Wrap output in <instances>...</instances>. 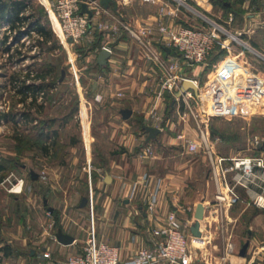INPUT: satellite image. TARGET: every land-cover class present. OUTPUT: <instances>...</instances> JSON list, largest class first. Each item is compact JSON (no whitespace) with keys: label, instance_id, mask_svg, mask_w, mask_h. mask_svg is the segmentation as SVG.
I'll return each instance as SVG.
<instances>
[{"label":"rangeland","instance_id":"rangeland-1","mask_svg":"<svg viewBox=\"0 0 264 264\" xmlns=\"http://www.w3.org/2000/svg\"><path fill=\"white\" fill-rule=\"evenodd\" d=\"M169 1L172 2V0H154V2L113 0L109 3L110 13L108 16L107 14L101 15L100 20L102 22L107 20L115 29H123L125 25H129V28L134 30V23L139 22L140 26H146L144 21L147 17L157 14L160 5H165ZM226 1L232 6L228 9L223 8V15L219 22L218 19L204 14L190 0L185 2L197 12L187 6L179 5L181 11L195 18L196 26H208L209 21L202 16L203 14L217 21L242 43L224 35L231 44L230 52L217 50L199 64L203 71L197 77L198 82L201 86H205L203 91L201 90L202 93L188 98L187 103L175 100L174 93L168 91L161 93L165 100L162 113L158 114L159 117L156 120L152 118L155 116L152 112L147 115L148 118L142 119V116L137 114L144 115L139 112L140 106L138 105L127 118H124L117 109L113 111L104 109L103 105L106 102L103 94L96 90L93 91L91 84L101 79L99 68L96 66L98 50L94 49L98 47L97 45L94 48L92 45L90 47L96 38V33L86 32L76 42L64 40L53 30L45 6L39 0H28L24 15H31V17L23 22V26L27 29H34L31 25L28 26V23L38 18L50 32V40L39 44L42 39L37 38L36 32L32 30L31 34L24 37L22 43L18 42L16 46H12L13 48L9 51L13 53L11 58L6 54V46L0 40V113L11 114L12 111L14 115L10 118L11 121H6V119L0 121V164L5 165V170L2 172L4 176L0 181V226L9 231L6 237L14 244L11 246L12 254H16L14 256H17L16 251L20 246L19 235L21 236L23 232V222L20 217L25 206L28 205L29 208L27 218L33 221L39 220L35 222L38 223L36 225L38 228L35 226L34 231L40 230L44 235H51L58 225L56 215L46 214L48 210L42 205V193L40 192L43 191V194L47 195H45L46 198L50 197L51 206H56L59 199H66L68 203L71 202L75 206L82 197L86 196L89 180H87V172L82 168L84 166L82 161L87 152L83 130L86 108L89 146L94 155L99 152L114 154L124 151L123 147L116 144L115 139L123 136L126 140L131 135V138H134L138 133L145 131L144 127L148 125L146 123H153L152 121H155L159 128H162L164 122L171 123L172 130L165 128L164 134L166 135L170 134L169 132L177 133L184 126L187 127L186 132L197 130L199 133V130L203 129L209 133L215 150L222 155L264 154V1ZM245 1H247L246 4H244ZM173 3L177 4L176 1ZM252 6L254 7L251 8ZM256 6H260L258 10ZM231 9L238 10L240 13L249 11L256 14L245 32L232 31L242 26L244 18L240 16L235 18L230 26L222 22L226 20V12ZM54 26L57 30L56 21H54ZM124 30L134 42H137L128 30ZM248 46L254 50L247 48ZM156 50L159 51L161 57L166 55L162 49L157 48ZM18 52L22 55L20 56ZM172 54L181 60L177 53ZM217 60H221L219 66ZM213 63L214 66H212ZM227 63L232 70L227 76L225 75L226 79H222L220 71L227 70ZM251 64L259 68L260 72L255 71ZM49 66L53 67V70L51 74L46 75L44 82L50 83L51 86L45 87L41 91L43 93L41 98H38L32 105L30 99L21 102L16 91L8 89V80L12 73L29 70L41 72ZM219 67L220 71H218ZM194 68L195 66L182 69L181 72L185 76H194ZM156 70L161 75L162 70L159 68ZM258 81L259 84H257ZM214 88L217 89L216 93L212 91ZM129 92L130 88L127 85H120L114 95L119 98L117 101H121V104L125 106L126 99L122 95ZM96 94L102 95L100 101L95 100ZM26 114L28 119L21 120V116L25 118ZM203 117L205 121L201 122ZM35 120L36 124L33 122ZM132 122H138V127ZM123 123H126L125 129L122 127ZM211 129L216 132L214 136L210 133ZM218 132L223 135L220 136ZM254 137H257V140ZM44 146L47 148L44 149ZM164 149L165 152L171 154H176L178 150L175 147L169 149L164 147ZM71 156H76L78 162L71 164L69 160ZM193 160H195V170L192 179H197L194 181V186L202 189L206 187V179L209 181V169L198 157H194ZM30 171L40 175L37 187L32 186L33 192H35L34 188H38V193L32 192L31 204L29 197L26 198L23 192H11L10 183L4 181L9 175L22 179L23 183L31 181ZM41 171L46 172L44 174ZM201 185L204 186L201 188ZM208 188L211 189V184ZM246 202L230 208L232 214L243 209L245 211L233 227L232 240L236 244L234 254L237 256L241 246L245 242L249 243L244 255L241 256L243 258H237V263L234 264H264V209L247 205ZM25 247L28 249L27 246ZM12 263L15 264V261Z\"/></svg>","mask_w":264,"mask_h":264},{"label":"crops","instance_id":"crops-1","mask_svg":"<svg viewBox=\"0 0 264 264\" xmlns=\"http://www.w3.org/2000/svg\"><path fill=\"white\" fill-rule=\"evenodd\" d=\"M173 2L172 0V2L169 1L162 5L168 11V14L159 15L157 9V14L148 16L144 21L151 31L143 39L148 43L149 48L153 50L160 47V34L157 31L159 25L170 28L197 25L194 17L188 16ZM246 3L247 1L244 4ZM198 7L204 14L210 15L216 20L218 19V22L223 15V8L213 5L210 0H203ZM259 7L256 6V9L258 10ZM108 8L109 5L106 7L107 16L110 13ZM253 13L249 11L240 13L238 10L231 9L226 12V20L222 22L230 26L234 19L240 16L244 18L242 26L239 29L237 27L232 28V31L245 32L248 25L251 24L250 21L255 19L256 14ZM91 24V32L96 33V38L90 44V47L92 45V48H94L97 45L98 48H94L98 50L96 55H98L103 45H108L112 51L105 65L99 67L101 79L91 83L93 91L96 90L103 94L106 102L103 105L104 109L107 111L117 109L120 112L122 109L130 108L129 110L133 113L135 111L134 107L138 105L140 106L139 112L144 115L137 114L142 116V119L148 118L147 115L152 112L156 115L152 118L157 120L158 114L162 113L165 100L161 93H165V91L163 92L160 88L161 75L153 65L149 53L146 51L147 49L138 42H134L125 33V28L115 29L107 20L102 22L100 17L92 19ZM140 25L139 22L133 24L135 32H140L142 27H145ZM125 26L130 29L129 25ZM171 54L169 51V55ZM218 61L217 65L219 66L221 60ZM228 63L227 70L230 72L232 69ZM212 66H214V63ZM251 67L260 72L259 68H256L253 64H251ZM190 68L183 67V69ZM194 69L195 75L187 77L197 81V93H202L201 90L203 91L205 86L199 84L197 77L202 74L203 68L199 65L195 66ZM218 71H220V67ZM257 84H259V81ZM120 85H127L130 88L129 93L122 95L126 99L127 104L125 106L121 104V101H117L119 98L114 95ZM216 90L214 88L212 91L216 93ZM189 91L194 93L192 90ZM84 115L83 130L87 152H85V158L82 161L84 164L82 168L87 172L86 176L89 180L86 196L82 197L75 206L70 201L68 203L66 199H59L56 206H51L49 204L50 197L46 198L47 195L45 194V196L43 191H39L42 193L43 207H46L52 215H56L59 226L56 225L51 235H44L40 230L38 232L34 231L35 226L38 224L35 222H39V220L33 221V219L27 218L29 217V208L28 205L25 206L20 217L23 222V232L21 236L19 235L20 246L16 251L17 256L12 254L11 246H14L13 242L6 237L9 235V231L2 229L0 226V264H13L14 261L15 264H66L69 255L81 251L85 239L90 233L93 234L95 241L117 247L120 264H123L137 250L150 247L151 230L161 226L170 211H174L181 219L183 231L189 243L191 264L237 263V258H241L239 252L237 256L234 252L230 253L228 257L227 254L225 255V232L221 230L219 220L214 219L215 215L210 216L208 214L207 208L211 206L214 192L212 182L206 179V187L201 185L202 189L194 186V181H197V179H192L195 170V160L193 159L198 157L207 166L206 157L201 152H188L177 138V134L183 132L190 139L195 140L198 138L197 130L186 132L187 127L184 126L179 132L173 134L169 132L170 134L166 135L164 134L165 128L172 130L171 123L164 122L162 128H159L155 121L150 124L144 122V124L159 129L156 137L149 138L146 130L141 134L138 133L134 138H131L132 135L128 136L126 140L121 136L115 139V142L123 147L124 151L114 154L99 152L94 155L89 146L87 108ZM201 120H203L201 122H204L205 118L203 117ZM33 122L36 124V120ZM132 123L136 125L138 122ZM29 124L32 123L29 122ZM123 124L122 127L125 129L126 123ZM157 146L159 148H156ZM146 147L150 148L151 153L143 155ZM164 147L168 149L175 147L178 150L176 154H171L165 152ZM69 160L71 164L78 162L76 156H71ZM41 172L45 174L46 171ZM31 173L36 175L35 179ZM29 175L31 181L23 183L20 193L23 192L26 198L29 197L31 204L30 197H33V193L38 191V188H34L35 192H33L32 186L37 187L40 175L34 171H30ZM105 176L109 177V182L105 181ZM209 184H211V189L208 188ZM240 192L243 197H246L243 191ZM149 205H151V208L148 207ZM198 205L203 208V218L199 220L198 229L199 235L204 239L202 243L192 241L193 235L190 231L191 225L196 221L194 214ZM247 205L251 204L247 203ZM243 212H245L244 209L236 214H232L230 209L226 211L225 214L230 222L228 228L231 229L232 233L235 222L243 216ZM58 230L72 236V243L61 244L58 242L56 239ZM45 252L49 254L47 257L43 256ZM226 257L227 259H225Z\"/></svg>","mask_w":264,"mask_h":264},{"label":"built area","instance_id":"built-area-1","mask_svg":"<svg viewBox=\"0 0 264 264\" xmlns=\"http://www.w3.org/2000/svg\"><path fill=\"white\" fill-rule=\"evenodd\" d=\"M145 2H154V0H143ZM177 5L187 6L196 11L191 5L187 4L186 0H173ZM195 5L199 6L200 1L203 0H190ZM45 8L50 17L53 30L64 40L76 42L79 37L86 32L91 31L92 19L107 14V10L100 3V0H39ZM84 4L86 10L90 11V15L81 11V5ZM197 12V11H196ZM158 14H168V11L160 5ZM208 22V26H179L170 28L165 25L158 26V33L160 34V47H169L170 52L177 53L178 56L166 54L160 56L159 51L149 48V45L144 41V37L150 33V27H142L140 32H135L128 27L124 26L126 30L137 40V42L144 46L149 52V57L156 68L162 70L161 73V90L174 93L179 90V87L184 79H190L197 85V81L185 76L181 71L184 66L193 67L201 64L211 53L219 50H231V44L226 40L224 35H228L231 39L239 40L231 32L226 30L221 24L215 20H211L204 16ZM54 21L60 27V33L55 29ZM27 28L23 24L18 28L12 26L10 22L3 21L0 23V40L3 41L5 37V45L16 46L18 42L22 43L24 37L32 33L23 32L18 39H14L17 31H25ZM37 38L41 36L36 32ZM145 35V36H144ZM246 47V46H245ZM247 48L253 49L248 46ZM102 49L112 52L108 45H103ZM254 50V49H253ZM164 51V50H163ZM165 53V51H164ZM7 54V53H6ZM8 55V54H7ZM27 71H21L20 80L24 79L26 84L32 82L30 78L24 77ZM33 72V71H31ZM228 70L221 72L225 78ZM39 81V80H38ZM36 80L35 83H38ZM18 80H8V89L16 91ZM120 93V92H119ZM42 92L37 96L41 98ZM195 95L191 91L184 92L180 97L175 96V100H182L187 103L188 98H193ZM101 94L95 95V100L100 101ZM26 99H30L27 96ZM2 109V108H1ZM79 116L82 120L81 112ZM156 116V115H155ZM153 116V117H155ZM24 119V120H23ZM21 120L27 119L21 116ZM180 143L186 147L190 153L202 152L207 160L209 169V180L214 186L212 195L211 206H209L208 214L215 215L214 219L219 220V225L222 231L225 232L224 236V252L226 254L233 253L235 250V243L232 240V232L229 229V219L226 216V211L238 203L247 201L255 207L263 208L260 204V199L264 198V154L257 155H233L226 156L219 154L213 145L209 133L203 129L199 130L198 138L190 139L185 133L180 132L177 134ZM257 140V137H254ZM151 153L149 147L145 148L143 155ZM10 183V191L18 184L22 187L23 180L9 175L6 180ZM21 190V189H20ZM243 191L246 199L242 196ZM151 208V205L148 206ZM47 215L50 212L47 211ZM151 244L150 247L141 248L137 250L132 256L126 259L123 264H191V255L189 252V243L183 231L181 219L174 211H170L165 219V222L151 230ZM192 241L202 243L203 237L192 236ZM48 252L43 253L47 257ZM66 264H120L119 251L115 246L106 243L97 242L92 233L88 235L79 253L71 254L67 257Z\"/></svg>","mask_w":264,"mask_h":264},{"label":"trees","instance_id":"trees-1","mask_svg":"<svg viewBox=\"0 0 264 264\" xmlns=\"http://www.w3.org/2000/svg\"><path fill=\"white\" fill-rule=\"evenodd\" d=\"M213 5L215 6H220L222 8H231V4L227 2L226 0H210ZM28 7V0H0V23L3 21L10 22L12 26H15L18 28L19 25L23 24L25 20H29V17L31 15H24L25 9ZM31 25L32 28L34 29H26L25 31H17V34L14 36V39H18L20 34L23 32H29L31 30H34L41 36V41H39V44H44L50 40V32L46 30L45 26L40 23V20L37 18L36 20L32 21L31 23H28V26ZM6 38L2 41L3 43L6 41ZM5 50L8 56L13 57V53H9L10 51V46L5 45ZM101 51V50H100ZM20 56L22 55L20 52H18ZM96 66L101 67L98 65L96 62ZM53 67L49 66L45 70L42 69L41 72H31V70L27 71L24 77L30 78L32 80L31 83L26 84L24 79L20 80V73H12L10 75L11 80H18V86L16 88V94L19 96V100L21 102H26V97L30 96L31 101L30 104L32 105L36 99L38 94L45 88V87H50V83H45V77L48 74H51ZM36 80L41 81L40 83H35ZM13 112L11 111V114H4L0 113V121L2 119H6V121H11L10 118H13ZM28 115L26 114L25 119H27ZM211 135L214 136L216 133L214 129H211ZM220 136L223 134L218 132ZM40 136V135H39ZM47 147L44 146V149ZM5 170V165L0 164V181L3 179V174L2 172Z\"/></svg>","mask_w":264,"mask_h":264},{"label":"water","instance_id":"water-1","mask_svg":"<svg viewBox=\"0 0 264 264\" xmlns=\"http://www.w3.org/2000/svg\"><path fill=\"white\" fill-rule=\"evenodd\" d=\"M113 0H100V3L103 5V7H108L109 3H112ZM81 11L84 12L86 11L89 15H90V11L86 10V7L84 4L81 5ZM71 40V39H70ZM163 50L165 51V53H169L170 49L169 47H163ZM109 57V51L106 49H102L98 55H97V63L100 66L105 65L107 59ZM188 90H192L194 92L195 95H197V86L195 85V83H193L192 80L190 79H184L179 87V90L175 92V96L180 97L184 92L188 91ZM121 115L124 118H127L130 116L131 111L129 109H122L120 111ZM145 130L148 132V136L149 138H153L155 137V135L158 134L159 129L156 127H152V126H146L144 127ZM32 177L35 179L36 175L34 173H31ZM105 181L109 182V177L105 176ZM196 221L193 225H191L190 227V231L192 233L193 236H199V220L203 218V208L201 205H198L196 210H195V214H194ZM56 239L58 240V242H60L61 244H69L72 243L73 241V237L63 233L61 230H58L56 233ZM248 246V242H245L240 250H239V255L243 256L245 253V250Z\"/></svg>","mask_w":264,"mask_h":264},{"label":"bare ground","instance_id":"bare-ground-1","mask_svg":"<svg viewBox=\"0 0 264 264\" xmlns=\"http://www.w3.org/2000/svg\"><path fill=\"white\" fill-rule=\"evenodd\" d=\"M57 30H58V32L60 33L61 29H60L59 26H58V29H57ZM14 189H15V190H14ZM14 189H13V191H15V192H20V191H21V190H20L21 187L19 186V184H18L17 186H15ZM260 204H261L262 207H264V198H261V199H260ZM229 255H230V254H227V257H228ZM227 257H226V258H227ZM226 258H225V259H226Z\"/></svg>","mask_w":264,"mask_h":264}]
</instances>
